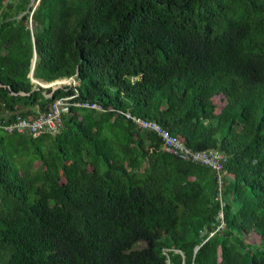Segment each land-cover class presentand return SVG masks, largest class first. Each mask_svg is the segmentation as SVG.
<instances>
[{"label":"trees","instance_id":"trees-1","mask_svg":"<svg viewBox=\"0 0 264 264\" xmlns=\"http://www.w3.org/2000/svg\"><path fill=\"white\" fill-rule=\"evenodd\" d=\"M31 1L0 0V110H102L0 129V264H264V0ZM127 112L220 151L223 207Z\"/></svg>","mask_w":264,"mask_h":264},{"label":"built area","instance_id":"built-area-1","mask_svg":"<svg viewBox=\"0 0 264 264\" xmlns=\"http://www.w3.org/2000/svg\"><path fill=\"white\" fill-rule=\"evenodd\" d=\"M73 97H64L55 100L45 112H38L33 118H23L20 116L10 119L8 111L0 110V129L7 134L31 135L38 137L42 134H57L62 126V118L69 112L72 105L102 110L101 106L96 103H72ZM127 120H130L136 127L141 130L153 132L161 143V149L164 153L173 155L183 161L197 163L213 171L219 188L218 199L223 207L221 190L227 172L224 168L225 157L216 150L196 151L192 150L182 142L177 136L169 133L155 121H148L130 112L125 113ZM219 229L224 226L222 208L218 213Z\"/></svg>","mask_w":264,"mask_h":264},{"label":"water","instance_id":"water-1","mask_svg":"<svg viewBox=\"0 0 264 264\" xmlns=\"http://www.w3.org/2000/svg\"><path fill=\"white\" fill-rule=\"evenodd\" d=\"M36 3V5L39 3V0H32L31 1V5H34ZM36 7V6H35ZM34 7V8H35ZM34 65H35V59L33 60V68H34ZM60 81H63V80H59V81H55V82H53V83H50V84H45V85H43V84H39L40 85V87H42V88H52V90L53 91H55V90H57V89H59V88H61V87H55L54 88V86L55 85H58L59 83H60ZM51 95H49V96H47V97H50ZM198 248H196V250H197Z\"/></svg>","mask_w":264,"mask_h":264},{"label":"rangeland","instance_id":"rangeland-1","mask_svg":"<svg viewBox=\"0 0 264 264\" xmlns=\"http://www.w3.org/2000/svg\"><path fill=\"white\" fill-rule=\"evenodd\" d=\"M36 6V3L34 4V7ZM33 7V8H34ZM40 84H43L45 85L44 83H40ZM70 85H77V82L74 80V79H65L63 81H60V83L58 85H55V87H64V86H70ZM220 212V211H219ZM218 216V215H217Z\"/></svg>","mask_w":264,"mask_h":264}]
</instances>
